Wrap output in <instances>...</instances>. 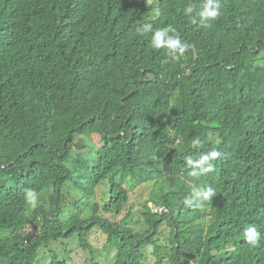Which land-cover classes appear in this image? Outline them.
<instances>
[{"label":"trees","instance_id":"trees-1","mask_svg":"<svg viewBox=\"0 0 264 264\" xmlns=\"http://www.w3.org/2000/svg\"><path fill=\"white\" fill-rule=\"evenodd\" d=\"M201 2L0 0V264H75L78 249L145 264L149 247L155 264H264V235H242L264 234V0H221L210 27L184 12ZM145 25L188 50L152 48ZM212 150L214 172L189 177ZM207 186L213 200L183 205Z\"/></svg>","mask_w":264,"mask_h":264},{"label":"clouds","instance_id":"clouds-1","mask_svg":"<svg viewBox=\"0 0 264 264\" xmlns=\"http://www.w3.org/2000/svg\"><path fill=\"white\" fill-rule=\"evenodd\" d=\"M221 0H202L200 5L189 4L184 8V12L192 19V23H199L202 27H210L211 23L220 16ZM144 32L151 33L150 45L154 49H165L167 54L173 58L182 56L189 48V45L184 43L172 26H167L158 30H154L151 25H145ZM192 147L198 149L201 146L199 138L191 141ZM221 153L216 150L201 152L198 158L188 157L185 161L187 175L189 177H197L202 173L214 172V165L211 161H215ZM216 192L211 186L193 187L189 196L183 200V205L191 209H199L206 202L213 200ZM26 202L35 208L38 205V193L35 190H27L24 193ZM243 239L250 247H257L262 238L255 226H249L244 229Z\"/></svg>","mask_w":264,"mask_h":264},{"label":"rangeland","instance_id":"rangeland-1","mask_svg":"<svg viewBox=\"0 0 264 264\" xmlns=\"http://www.w3.org/2000/svg\"><path fill=\"white\" fill-rule=\"evenodd\" d=\"M101 189L102 190L98 191V200H99V202L102 201V196L107 192L106 187L103 186ZM147 199H148V192L145 191V190L139 189L137 192H134L131 195V201H130L129 205H131L133 202L140 204L141 202H144ZM150 206L152 207L153 205L150 204ZM134 212H135V214H139L140 213L139 207H135ZM125 214H126V211L123 212L122 215H120L119 220L123 219ZM139 221H140L139 217H134V218L131 219L132 226L134 228H136V230L141 229V227L138 226L139 225L138 224ZM160 232H163V234H164L163 236H161V240H162L163 243H165L168 240V238H169V231H168V229L165 226H162V228L160 229ZM90 241L93 243L94 246L98 245L97 236H94L93 238H91ZM76 246L77 245H76V243L74 241H72L69 244V247L71 248V250L73 252L76 250ZM146 251H147V257H146L145 264H155L156 263V259H154L153 255H152L153 248L149 247V248H147ZM78 252H80V256H78V255L75 256L74 255L76 257V260H75L76 263L75 264H85V260L89 259V256L87 255V253L83 255V250L82 249H78Z\"/></svg>","mask_w":264,"mask_h":264}]
</instances>
